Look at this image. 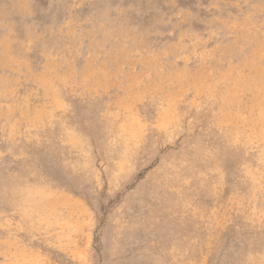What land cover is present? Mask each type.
<instances>
[{
	"label": "rangeland",
	"instance_id": "374dc122",
	"mask_svg": "<svg viewBox=\"0 0 264 264\" xmlns=\"http://www.w3.org/2000/svg\"><path fill=\"white\" fill-rule=\"evenodd\" d=\"M263 146L264 0H0V264H264Z\"/></svg>",
	"mask_w": 264,
	"mask_h": 264
},
{
	"label": "bare ground",
	"instance_id": "6f19581e",
	"mask_svg": "<svg viewBox=\"0 0 264 264\" xmlns=\"http://www.w3.org/2000/svg\"><path fill=\"white\" fill-rule=\"evenodd\" d=\"M115 121V120H114ZM113 123V122H112ZM124 123V122H123ZM177 123V122H176ZM109 124V123H108ZM120 124V123H119ZM218 126H220V125H218ZM111 127V126H110ZM165 127V126H164ZM118 128V127H117ZM122 128V127H121ZM114 129V128H113ZM160 128H158L157 130H159ZM164 129V128H163ZM213 129V128H212ZM225 129V128H224ZM227 129V128H226ZM230 129V128H229ZM228 129V130H229ZM115 131H117V130H115ZM121 131V130H120ZM217 131V130H216ZM220 131V130H219ZM157 132V131H156ZM233 132V131H232ZM214 133V132H213ZM246 133V132H245ZM259 133V132H258ZM34 134V133H33ZM119 134V133H118ZM117 134V135H118ZM123 134V133H122ZM126 134V133H125ZM219 134H221V133H219ZM249 134H252V133H249ZM260 134L262 135V133H259V136H260ZM29 135V134H28ZM112 135V134H111ZM163 135V134H162ZM212 135V134H211ZM225 135V134H224ZM236 135V134H235ZM130 136V135H129ZM208 136V135H207ZM239 136V135H238ZM255 136V135H254ZM163 137V136H162ZM199 137V136H198ZM218 137V136H217ZM231 137V136H230ZM115 138H116V136H115ZM160 138V137H159ZM226 138V137H225ZM256 138V137H255ZM259 138V137H258ZM236 139V138H235ZM109 140V139H108ZM237 140V139H236ZM243 140V139H242ZM246 140V139H245ZM244 140V141H245ZM261 140V139H260ZM140 141V140H139ZM232 141V140H231ZM263 141V140H262ZM129 143V142H128ZM131 143V142H130ZM251 143V142H250ZM112 144V143H111ZM227 144V143H226ZM233 144V143H232ZM235 144V143H234ZM241 145V144H240ZM264 147V146H263ZM257 149V148H256ZM244 150V149H243ZM250 150H252V149H250ZM221 152V151H220ZM231 156H233V155H231ZM235 156V155H234ZM182 157V156H181ZM225 157V156H224ZM239 157V156H238ZM179 158V157H178ZM229 158V157H228ZM245 158V157H244ZM222 160H224V159H222ZM177 161H178V159H177ZM199 160L196 158V159H194V161H191V163H189V165H186V169H194L198 164H199V162H198ZM228 161H230V160H228ZM182 162V161H181ZM120 164V163H119ZM118 170H119V168H117V172H118ZM232 170V169H231ZM214 171V170H213ZM114 173V172H113ZM112 173V174H113ZM231 173H233L234 174V172H231ZM107 174V173H106ZM170 177V176H169ZM181 178V177H180ZM176 179V178H175ZM197 179V178H196ZM234 179V178H233ZM163 170L161 169V168H159V169H157V170H155L154 172H152L149 176H148V178L145 180V182L140 186V188H139V190H137L136 191V194H134L135 195V203L137 204V208H138V210H140V209H143V208H145V207H147L149 210H152L153 209V207H154V203H147V197H150V198H153L154 197V189L155 188H157L159 185H161V184H163ZM194 181V180H193ZM197 181V180H196ZM181 183V182H180ZM233 184V183H232ZM216 186V185H215ZM203 187V186H202ZM223 187V186H222ZM171 190H172V188H171ZM173 192V191H172ZM213 193V192H212ZM204 194V193H203ZM162 195V194H161ZM158 198V197H157ZM194 198V197H193ZM236 198V197H235ZM156 199V198H155ZM163 199V198H162ZM211 199V198H210ZM159 200H161L160 199V197H159ZM157 202V201H156ZM168 202V201H167ZM127 203V202H126ZM158 204H159V202H158ZM212 204H213V202H212ZM188 207V206H187ZM219 209V208H218ZM119 210V209H118ZM208 210V209H207ZM206 210V211H207ZM120 211V210H119ZM237 211V210H236ZM158 212V211H157ZM231 212V211H230ZM198 213V212H197ZM117 214V213H116ZM118 214H120V213H118ZM123 214V213H122ZM186 214V213H185ZM191 214V213H190ZM189 214V215H190ZM208 215V214H207ZM216 216V215H215ZM174 217V216H173ZM196 217V216H195ZM194 217V218H195ZM117 218V217H116ZM138 218V217H137ZM154 219V218H153ZM163 219V218H162ZM192 219V218H191ZM200 219V218H199ZM119 220V219H118ZM152 220V219H151ZM261 220V219H260ZM46 221V220H45ZM210 221V220H209ZM150 222V221H149ZM189 222V221H188ZM229 222V221H228ZM115 223V222H114ZM117 223V222H116ZM170 223V222H169ZM118 224V223H117ZM172 225V224H171ZM171 225H167L166 227L165 226H161L160 228H159V230L156 232L159 236H161V237H165V239H169L170 241H176L177 239H178V230L175 228V227H173V226H171ZM208 225V224H207ZM227 225V224H226ZM263 225V224H262ZM129 226V225H128ZM198 226H199V224H198ZM218 226V225H217ZM216 226V227H217ZM235 226V225H234ZM125 227V226H124ZM135 227V226H134ZM165 227V228H164ZM233 227V226H232ZM50 228V227H49ZM123 228V227H122ZM209 228V227H208ZM207 228V229H208ZM213 228H215V227H213ZM46 229V228H45ZM204 229V228H203ZM247 229V228H246ZM130 230V229H129ZM135 230H137L138 231V225L136 224V229ZM194 230V229H193ZM223 230V229H222ZM241 230V229H240ZM253 230V229H252ZM187 231V230H186ZM206 231V230H205ZM210 231H211V229H210ZM47 232V231H46ZM124 232H128L127 231V229H125L124 228ZM212 232V231H211ZM197 234H198V232H196ZM217 233V232H216ZM235 233V232H234ZM218 234V233H217ZM114 236L116 237V234H114ZM193 236V235H192ZM122 239H123V235H122V237H121ZM125 238V237H124ZM205 238V237H204ZM211 238H209V240H210ZM124 240V239H123ZM258 240V239H257ZM202 241V240H201ZM249 241V240H248ZM205 243V242H204ZM182 244V243H181ZM202 244V243H201ZM206 244V243H205ZM162 245V244H161ZM207 245V244H206ZM143 246H144V244H143ZM248 246H251V245H248ZM210 247V246H209ZM146 250H148V249H146ZM199 250V249H198ZM208 250V249H207ZM177 252V251H176ZM179 253V252H178ZM167 254V253H166ZM199 254V253H198ZM160 257V256H159ZM201 257H202V255H201ZM204 257V256H203ZM183 258V257H182ZM158 259V258H157ZM204 259V258H203ZM202 260V259H201ZM174 261V260H173ZM169 262V261H168ZM184 262V261H183ZM179 264V263H178ZM260 264H261V262H260Z\"/></svg>",
	"mask_w": 264,
	"mask_h": 264
}]
</instances>
